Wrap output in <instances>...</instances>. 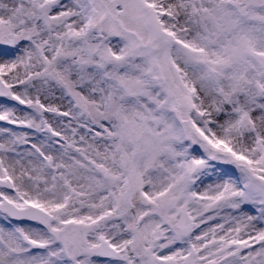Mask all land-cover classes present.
<instances>
[{"label": "snow or ice", "instance_id": "1", "mask_svg": "<svg viewBox=\"0 0 264 264\" xmlns=\"http://www.w3.org/2000/svg\"><path fill=\"white\" fill-rule=\"evenodd\" d=\"M0 264H264V0H0Z\"/></svg>", "mask_w": 264, "mask_h": 264}]
</instances>
